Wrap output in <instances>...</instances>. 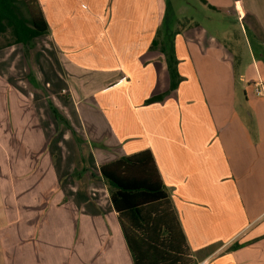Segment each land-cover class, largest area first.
Instances as JSON below:
<instances>
[{
	"label": "crops",
	"instance_id": "0c3cea01",
	"mask_svg": "<svg viewBox=\"0 0 264 264\" xmlns=\"http://www.w3.org/2000/svg\"><path fill=\"white\" fill-rule=\"evenodd\" d=\"M38 2L43 43L0 46V264H135L100 165L145 149L196 264H264V0H197L245 50L169 0Z\"/></svg>",
	"mask_w": 264,
	"mask_h": 264
},
{
	"label": "trees",
	"instance_id": "16d2710c",
	"mask_svg": "<svg viewBox=\"0 0 264 264\" xmlns=\"http://www.w3.org/2000/svg\"><path fill=\"white\" fill-rule=\"evenodd\" d=\"M48 27L38 0H0V35L9 30L14 42L27 46L46 34ZM171 64L173 89L178 82L177 71ZM50 103L57 118L63 120L59 109ZM100 172L110 186L111 201L135 264H196L150 150L105 162L100 165Z\"/></svg>",
	"mask_w": 264,
	"mask_h": 264
},
{
	"label": "rangeland",
	"instance_id": "374dc122",
	"mask_svg": "<svg viewBox=\"0 0 264 264\" xmlns=\"http://www.w3.org/2000/svg\"><path fill=\"white\" fill-rule=\"evenodd\" d=\"M169 1L172 3V5H173L175 11L178 13L179 17L185 16V14L193 16L197 21L201 22L210 31L214 30L218 34L224 35L226 38H228V41H226V43L230 48L232 46L231 49H233V48L236 49L235 46L239 45L240 49L245 50L246 47H244V45L246 44V41H245L244 34L241 32V29H242L241 28V26H242L241 22H243L244 25L249 24V18H248L249 16L248 15H244L241 18H239V16H237V15H236V17H226L222 13H220L216 10H213L211 8L210 9L206 8L204 5L197 2V0H169ZM247 1L248 0H246V2ZM241 2H242V0H240V1L238 0L239 4H241ZM227 4L228 5L231 4L230 6H233L237 10L241 6V5H239V7H238V4H236V6H235V0H230V2H228ZM241 10H243V9L241 8ZM234 33H235V35L233 36ZM240 34H242V35L240 36ZM249 36H250V38H252L251 39L252 44L254 45V48L258 51L260 58L264 59L263 43L261 41L255 39V38H253L250 34H249ZM234 38L237 40L234 41L233 40ZM36 41H37L36 42L37 46H39L43 43V38L39 37L36 39ZM13 42H14V36L9 30L7 32H5L4 34L0 35V46L9 45ZM24 84L26 87L31 89V87L29 86L26 79H24ZM9 168H11V166ZM11 176H12V174L6 173V185H7V187H9L11 185L10 184L11 182H18V180L19 181L21 180V178L11 179ZM24 180L26 181L27 179L25 178ZM35 182L38 185L42 184V183H40L41 181H39V182L37 181V174L35 176ZM1 204L2 203L0 200V221H4V211H3V207H1L2 206Z\"/></svg>",
	"mask_w": 264,
	"mask_h": 264
},
{
	"label": "built area",
	"instance_id": "2783aa9c",
	"mask_svg": "<svg viewBox=\"0 0 264 264\" xmlns=\"http://www.w3.org/2000/svg\"><path fill=\"white\" fill-rule=\"evenodd\" d=\"M258 93H261L262 92V86H259L258 87V91H257Z\"/></svg>",
	"mask_w": 264,
	"mask_h": 264
}]
</instances>
